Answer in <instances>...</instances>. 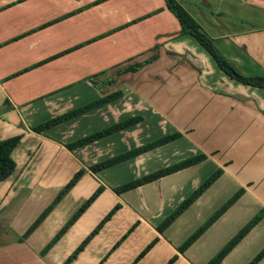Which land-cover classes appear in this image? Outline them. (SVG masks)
<instances>
[{"label": "crops", "instance_id": "0c3cea01", "mask_svg": "<svg viewBox=\"0 0 264 264\" xmlns=\"http://www.w3.org/2000/svg\"><path fill=\"white\" fill-rule=\"evenodd\" d=\"M177 1L241 74L264 77V24L232 30L238 18L225 15L233 4L264 13V0ZM155 54L135 73H119ZM109 91L122 96L40 134L31 130ZM133 117L141 121L67 148ZM174 133L180 136L165 145L97 173L89 170ZM17 135L15 169L0 182V264H208L264 210V88L220 71L196 40L181 34L163 0H0V141ZM196 155L205 159L115 192ZM218 170L220 176L159 232ZM78 172L79 179L27 235ZM263 248L264 215L220 264H249Z\"/></svg>", "mask_w": 264, "mask_h": 264}, {"label": "trees", "instance_id": "16d2710c", "mask_svg": "<svg viewBox=\"0 0 264 264\" xmlns=\"http://www.w3.org/2000/svg\"><path fill=\"white\" fill-rule=\"evenodd\" d=\"M165 3L166 9L175 17L182 35H189L194 40L197 41V43L206 51V53L211 57V59L215 62L216 66L220 71H222L225 75H227L229 78L253 87H259L264 88V77L261 76H245L241 74L223 55L222 53L217 49L215 46L213 39L202 29V27L193 19V17L183 8V6L177 1V0H163ZM101 2V1H100ZM99 3L96 2L95 4ZM62 54H59L58 56H55L52 59H55ZM157 58V55L155 54L151 59L145 61L144 63H136L129 65L125 68H123L120 72H131L135 73L138 71L144 64L149 63L151 61H154ZM111 83L114 82V80L110 81ZM122 96V93L120 91L113 92L109 95H106L102 98H99L91 103H88L86 105H83L79 108H76L74 110H71L69 112H66L62 115H59L57 117H54L42 124H39L37 126H34L31 128V130L35 133H42L52 127H55L67 120H70L74 117H77L79 115H82L88 111H91L93 109H96L108 102H111L119 97ZM141 121V117H133L129 118L127 120H124L122 122L116 123L110 127H107L105 129H102L100 131L94 132L93 134H90L86 137H83L81 139H78L71 144L67 145L68 149H74L83 145H86L88 143H91L93 141H96L102 137H105L107 135H110L112 133H115L117 131H120L124 128H127L131 125H134ZM180 136L178 133L170 134L167 136H164L162 138H159L151 143L142 145L140 147H137L135 149L129 150L123 154H120L118 156L111 157L107 160L101 161L100 163H97L91 167H89V170L92 173H97L103 169L109 168L111 166H114L122 161H125L127 159H130L132 157H135L137 155H140L142 153H145L149 150H152L154 148L160 147L162 145H165L171 141H174ZM21 139V135H17L5 140L0 141V182L7 179L14 171L15 169V163L13 159L11 158V153L13 149L17 146ZM205 159L204 155H196L190 158H187L183 161H180L178 163H175L171 166H167L165 168H162L160 170H157L149 175H146L140 179H137L135 181L129 182L127 184L122 185L119 188L115 189L116 193H122L134 188H137L141 185H144L146 183L158 180L161 177L170 175L172 173H175L179 170L185 169L187 167H190L192 165H195ZM82 172H78L74 175L73 179L65 186V188L58 194V196L55 198L53 203L43 212V214L34 222V224L31 226V228L28 230L27 235L37 227L40 222L49 214V212L53 209V207L60 201L62 196L70 189V187L75 183L77 179L81 176ZM221 171L218 170L214 174H212L206 181H204L187 199H185L174 211L172 214H170L159 226L158 230L159 232H162L166 227H168L181 213H183L197 198L220 176ZM241 192L234 196L231 200H229L215 215L212 216L210 220H208L204 225H202L198 230H196L195 233L189 237L185 243L181 246V250L187 248L191 243H193L208 227L215 221L224 211L240 196ZM97 195V193L92 197V199ZM91 200H89L87 203L89 204ZM86 203V204H87ZM85 204V205H86ZM84 205V206H85ZM85 207L81 208V210L78 212V214L83 211ZM78 214H75L69 222L63 227V229L60 231V233L57 235L60 236L61 233H63L74 221L76 216ZM264 210H262L260 213H258L248 224H246L220 251L219 253L208 263V264H220L223 258L235 247L237 243H239L253 228L254 225L263 217ZM264 257V248L253 258V260L249 264H257L261 259Z\"/></svg>", "mask_w": 264, "mask_h": 264}, {"label": "rangeland", "instance_id": "374dc122", "mask_svg": "<svg viewBox=\"0 0 264 264\" xmlns=\"http://www.w3.org/2000/svg\"><path fill=\"white\" fill-rule=\"evenodd\" d=\"M190 1H192V0H190ZM225 3L226 2H224V4ZM224 4H223V6L227 5V4H225V5ZM250 8L251 7L249 5H245V4H241V5L240 4H233L231 7V11H230V7L225 8V11H226L225 15H227V16L235 15V17L238 18L237 21H234V22H238V24H237L238 27H233L232 30H237V31H239V30H252V29H260L262 27V24H264V13L258 9H254V8H253V11H249ZM241 15H243L241 22L243 20L244 24L240 25L239 20H240ZM248 15H250V16H248ZM227 20H228V22L230 21L229 19H227ZM211 33H212V31H211ZM94 82L96 83V80ZM96 84H98V82Z\"/></svg>", "mask_w": 264, "mask_h": 264}, {"label": "water", "instance_id": "95a60500", "mask_svg": "<svg viewBox=\"0 0 264 264\" xmlns=\"http://www.w3.org/2000/svg\"><path fill=\"white\" fill-rule=\"evenodd\" d=\"M91 83H92L93 85H97V84H96L97 82L95 83L94 81H91ZM111 92H112V91H109L107 94L109 95V94H111ZM103 96H104V95H103Z\"/></svg>", "mask_w": 264, "mask_h": 264}]
</instances>
